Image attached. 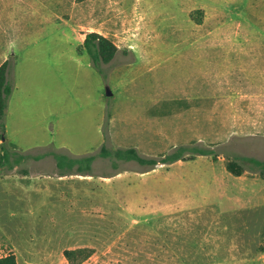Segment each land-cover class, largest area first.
<instances>
[{
	"label": "rangeland",
	"instance_id": "1",
	"mask_svg": "<svg viewBox=\"0 0 264 264\" xmlns=\"http://www.w3.org/2000/svg\"><path fill=\"white\" fill-rule=\"evenodd\" d=\"M91 31L118 48L101 70L82 47ZM4 55L6 139L30 157L0 170V257L264 264V178L225 167L264 160V0H0ZM102 143L214 155L113 167ZM55 152L95 157L62 171Z\"/></svg>",
	"mask_w": 264,
	"mask_h": 264
},
{
	"label": "trees",
	"instance_id": "2",
	"mask_svg": "<svg viewBox=\"0 0 264 264\" xmlns=\"http://www.w3.org/2000/svg\"><path fill=\"white\" fill-rule=\"evenodd\" d=\"M82 47L85 53L98 70H101V63L110 62L118 48L117 46L102 34L91 31L85 34L82 41ZM11 93V84L7 80V60L0 64V170L4 167L11 169L14 165L20 164L25 159L29 158V154H24L16 149V146L7 141L6 139V127H5V112L7 108V98ZM4 138L3 141L1 139ZM214 155L212 148L200 146V145H187L179 144L173 146L168 152L160 154V159L149 158L142 156L135 147L128 146H115L107 148L105 143H102L98 156L108 157L112 162V166H118L119 161H136L140 165H148L153 168L155 164L160 163H173L178 160L185 159V155ZM53 157L56 160L57 168L61 169L67 167L71 169L74 165H77L78 171H89L90 163L94 159L95 155H86L82 157H70L62 153H53ZM215 158V156H214ZM240 161L237 159L227 160L225 167L227 171L234 175H241L247 168L254 172H258L264 178V160H259L253 157H240ZM150 168V169H151ZM67 172H62L60 175H64ZM90 175L89 173H87ZM261 242L257 244L255 250L258 253L264 254V236H260ZM92 250L89 248H77L73 250H64L63 254L69 264H79L84 259L88 258ZM0 264H17L14 254L9 253L0 257Z\"/></svg>",
	"mask_w": 264,
	"mask_h": 264
},
{
	"label": "crops",
	"instance_id": "3",
	"mask_svg": "<svg viewBox=\"0 0 264 264\" xmlns=\"http://www.w3.org/2000/svg\"><path fill=\"white\" fill-rule=\"evenodd\" d=\"M229 1H231V0H229ZM229 10H230V8L227 9V11H229ZM5 60H7V56L4 55V56H2L1 59H0V64H1L2 62H4Z\"/></svg>",
	"mask_w": 264,
	"mask_h": 264
},
{
	"label": "water",
	"instance_id": "4",
	"mask_svg": "<svg viewBox=\"0 0 264 264\" xmlns=\"http://www.w3.org/2000/svg\"><path fill=\"white\" fill-rule=\"evenodd\" d=\"M3 140H4V138L1 139V141H3Z\"/></svg>",
	"mask_w": 264,
	"mask_h": 264
}]
</instances>
